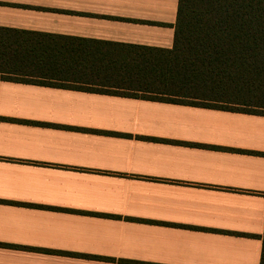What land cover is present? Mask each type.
<instances>
[{
    "label": "crops",
    "instance_id": "obj_1",
    "mask_svg": "<svg viewBox=\"0 0 264 264\" xmlns=\"http://www.w3.org/2000/svg\"><path fill=\"white\" fill-rule=\"evenodd\" d=\"M179 2L0 0V29L172 50ZM0 264H264V116L0 81Z\"/></svg>",
    "mask_w": 264,
    "mask_h": 264
},
{
    "label": "trees",
    "instance_id": "obj_2",
    "mask_svg": "<svg viewBox=\"0 0 264 264\" xmlns=\"http://www.w3.org/2000/svg\"><path fill=\"white\" fill-rule=\"evenodd\" d=\"M0 81L264 116V0H180L172 50L0 29Z\"/></svg>",
    "mask_w": 264,
    "mask_h": 264
},
{
    "label": "rangeland",
    "instance_id": "obj_3",
    "mask_svg": "<svg viewBox=\"0 0 264 264\" xmlns=\"http://www.w3.org/2000/svg\"><path fill=\"white\" fill-rule=\"evenodd\" d=\"M67 84H70L69 86H73V87H83V88H91L93 90H98V91H103V92H114V91H111L109 89H105L103 87H94V86H90V85H79V84H76V83H67ZM192 103H197V102H192ZM221 108H230V107H227V106H220ZM219 107V108H220Z\"/></svg>",
    "mask_w": 264,
    "mask_h": 264
}]
</instances>
